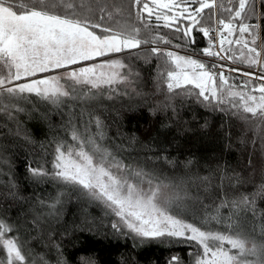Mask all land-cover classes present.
I'll use <instances>...</instances> for the list:
<instances>
[{"label":"trees","instance_id":"trees-1","mask_svg":"<svg viewBox=\"0 0 264 264\" xmlns=\"http://www.w3.org/2000/svg\"><path fill=\"white\" fill-rule=\"evenodd\" d=\"M103 3L113 12L111 20H104L105 26L124 31L139 28L138 38L148 41L138 49L108 56L131 67L136 75L130 85L115 86L116 91L93 90L88 95L87 88L75 86L73 90L70 86V96L59 106L34 94L20 101L7 97L0 101L3 105L18 103L25 109L13 112L15 121L0 114V220L13 227L9 235L18 238L26 257L21 264H58L61 260L66 264H169L173 257L178 258V264H191L192 253L198 251L180 238H141L127 228L117 231L112 227L117 217L102 202L77 186L53 178L57 143H74L66 125L71 120L83 130L89 118L101 121L104 138L100 142L116 159L143 169L161 185L162 200L179 196L171 205L172 215L200 226L198 221L220 204L222 192L229 199L243 193L254 199L255 213L242 210L233 217L237 225L233 232L246 238L249 247L253 242L264 243V116L207 103L198 97L199 89L193 85L169 93L166 74L174 65L165 56L151 52L159 47L165 52L176 49L202 53L209 41L199 28L210 29L215 19L229 22L228 9L234 14L238 0H232L229 6L223 4L224 0H215V8L204 9L191 34L194 42L177 32L175 26L163 27L154 17L151 26L145 28L137 19L133 0ZM91 7L93 12L87 15L98 22L95 0H91ZM254 10V17L246 12L232 22L254 26L244 38L262 57L251 68L258 67L264 73V5L260 0H256ZM178 24L187 27L188 22ZM154 36H163L170 43L154 44ZM238 37L234 32L233 41ZM230 47L238 57L240 46ZM202 63L205 67L212 65ZM230 81L236 85L244 82ZM260 83L251 80L250 86ZM17 122L21 126L19 135ZM89 130L95 132L96 128L89 125ZM33 168L43 169L48 175L34 177L30 171ZM230 212V208L220 209L225 217ZM210 228L224 230L215 224ZM0 261H6L2 247Z\"/></svg>","mask_w":264,"mask_h":264},{"label":"snow or ice","instance_id":"snow-or-ice-1","mask_svg":"<svg viewBox=\"0 0 264 264\" xmlns=\"http://www.w3.org/2000/svg\"><path fill=\"white\" fill-rule=\"evenodd\" d=\"M95 3L99 17L98 22L94 23L87 15L93 12L91 0H23L22 3L0 0V101L5 97L10 101H20L34 94L59 106L63 98L70 96V91L61 83L64 79L72 82L73 90L75 86L87 88L86 95L105 88L116 91L115 86L133 82L131 78L136 74L120 59H105L87 66L71 67L110 54L138 49L141 44L148 43L138 38L139 28L124 31L105 26L104 20H111L113 12L108 11L103 0H95ZM255 3L256 0H238L234 14L232 9H228L229 22H217L218 27L227 30L226 34L221 31L218 45L210 34L212 30L200 27L199 31L209 39V46L202 50L203 55L246 63L249 67L257 65L260 54L242 39L254 26L243 22L234 26L232 22L239 20L246 12H251L254 17ZM260 3L264 5V0H260ZM194 4L199 7L192 8ZM133 5L137 8V19L145 28L151 26L154 17L158 23H163V27L175 26V30L181 32L189 42H194L191 34L199 24L200 14L204 9L213 7L206 0H133ZM119 11L118 8L114 9L116 14ZM183 21L188 22L187 27L179 26L178 22ZM234 32H238L241 38L234 41L228 39ZM151 42L170 43L163 36H154ZM234 43L240 46L238 57L230 47ZM225 44L229 47L226 48ZM214 47L219 50L214 51ZM151 52L156 56H165L178 70L166 74L169 93L183 89L184 85H194L199 89L198 97L207 103L224 104L235 111L242 109L252 116H264V82L255 87L250 86L249 79L236 90L229 84L230 77L225 76L223 70L218 74L208 71L200 61L173 51L165 52L159 47H153ZM225 67L221 65L222 69ZM61 70L62 75L38 76L59 73ZM231 71L238 73L240 69L232 68ZM243 75L251 77L247 72ZM259 79L264 81V75ZM257 92L259 95L255 94ZM23 111L25 109L18 103L0 104V114L10 121L16 120L13 112ZM89 125H94L96 131L91 132ZM20 127L17 122L18 135ZM66 128L74 143H57L52 176L57 181L79 187L86 195L102 202L119 218L112 225L114 229L120 231L121 228H127L130 233L141 238L168 236L183 239L198 249L192 253L194 264H264V243L253 242L249 247L246 238L233 232L237 227L233 217L242 210L255 213L254 199L243 193L229 199L227 193L222 192L220 204L198 221L200 226L186 222L171 214V205L179 199L178 195L162 200L161 185L154 183L149 173L123 164L103 146L100 141L104 134L98 118L85 121L83 130L71 120ZM30 171L38 178L48 175L40 168ZM144 184L148 187L144 188ZM221 208H230V215L222 216ZM212 224L224 230L213 231L210 228ZM12 231L11 225L0 220V247L6 249V261H0V264H21L26 259L18 238L9 235ZM58 264H66V261H58ZM169 264H178V258L173 257Z\"/></svg>","mask_w":264,"mask_h":264},{"label":"built area","instance_id":"built-area-1","mask_svg":"<svg viewBox=\"0 0 264 264\" xmlns=\"http://www.w3.org/2000/svg\"><path fill=\"white\" fill-rule=\"evenodd\" d=\"M227 1L230 2V0H227ZM218 21H219L218 19H215L212 27L210 28V30H212L210 34L214 37V43L216 45H218L216 43V41H217L218 38H220L221 31H224L225 34H226V31H227V30H223L222 26H220V27L217 26V22ZM208 41H209V39H208ZM215 49H217V47H214L213 50H215ZM192 55L194 57H196V58H199L202 61H206V62L211 63L212 65H216V67L218 69H220L221 71L222 70L224 71V74L227 77H232V78H235V79L260 80L259 77L264 75V73L258 67L251 68V67H248V66H245V65H242V64L235 63L233 61L220 60L217 57L205 56V55H203V53L202 54H192ZM221 65H226V67L224 69H222ZM232 68H238V69H240V72H238V73L237 72H232L231 71ZM245 72L250 73L251 77L243 75V73H245Z\"/></svg>","mask_w":264,"mask_h":264},{"label":"rangeland","instance_id":"rangeland-1","mask_svg":"<svg viewBox=\"0 0 264 264\" xmlns=\"http://www.w3.org/2000/svg\"><path fill=\"white\" fill-rule=\"evenodd\" d=\"M206 2H208V3H211L212 5H213V7L215 8L216 7V4H215V0H206ZM231 2H232V0H230V2H228L227 0H224V5H226V6H229L230 4H231ZM192 8H196V7H199V5H196V6H194V5H192L191 6ZM226 23H227V21H225ZM162 23V22H161ZM163 24V23H162ZM234 24V23H233ZM234 26H237L236 24H234ZM174 27V26H173ZM172 27V28H173ZM211 28V27H210ZM234 34V33H233ZM233 36V35H232ZM232 36H230V37H228V39H232ZM258 36V33L256 34V37ZM245 34L243 35V37H242V39H244L245 40ZM241 37L239 36L238 37V39H240ZM219 39L220 38H218L217 39V41H216V43L217 44H219ZM233 40V39H232ZM250 40H253V39H250ZM254 41V40H253ZM231 46H235V43L233 44V45H231ZM248 46L249 47H253V45H251V44H249L248 43ZM225 47L227 48V47H229V45H227V44H225ZM219 50V48L217 47V49H215L214 51H218ZM169 51H173V52H175V53H177L178 55H180V56H185V57H191L192 59H195V60H197V61H200V60H198V59H196L192 54H190L189 52H185V51H180V50H176V49H170ZM259 54H260V52H259V50L257 51ZM245 54H247V50L245 49ZM111 55V54H110ZM221 55H224L223 53H221ZM105 59H115V58H109V57H105V58H97V60L96 61H89V62H81L79 65H76V66H71V67H75V68H78V67H81V66H87V65H89V64H91V63H99V62H101V61H103V60H105ZM262 61V57H261V54H260V62ZM259 62V63H260ZM202 63V62H201ZM258 63V64H259ZM204 64V63H203ZM206 64V63H205ZM174 65V64H173ZM205 69L206 70H208V71H211V72H214V73H219L221 70L220 69H218L217 67H215V68H213V66L212 65H210V64H208L207 65V67H205ZM173 70H176V71H178L177 69H175V65H174V69ZM51 74H63V70H61L59 73H49V74H38V76H43V75H51ZM226 76V75H225ZM230 79H232V80H234V81H236V80H242V79H235V78H232V77H230ZM230 79H229V84H231V85H233L234 87H235V89L236 90H239V88H240V85H236L234 82H232V81H230ZM244 81H247V80H249V79H243ZM251 80H253V79H251ZM258 82H264V81H261V80H257ZM21 82H23V81H21ZM61 83L62 84H64L65 85V88L68 90V87H70V86H72V82L71 81H68V80H66V79H64V80H62L61 81ZM243 84V82L241 83V85ZM194 86V85H193ZM259 86V85H258ZM257 86V87H258ZM256 95H259V93L257 92V93H255ZM117 219L119 220V218L117 217ZM5 252H6V249H5ZM194 262H195V257L193 258V261H192V263L191 264H194Z\"/></svg>","mask_w":264,"mask_h":264}]
</instances>
